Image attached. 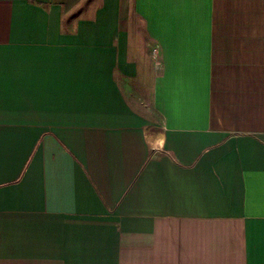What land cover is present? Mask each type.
<instances>
[{
  "label": "crops",
  "instance_id": "obj_1",
  "mask_svg": "<svg viewBox=\"0 0 264 264\" xmlns=\"http://www.w3.org/2000/svg\"><path fill=\"white\" fill-rule=\"evenodd\" d=\"M0 264H264V0H0Z\"/></svg>",
  "mask_w": 264,
  "mask_h": 264
}]
</instances>
